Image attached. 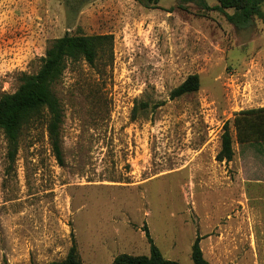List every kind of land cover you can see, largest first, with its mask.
Here are the masks:
<instances>
[{
	"label": "rangeland",
	"instance_id": "rangeland-1",
	"mask_svg": "<svg viewBox=\"0 0 264 264\" xmlns=\"http://www.w3.org/2000/svg\"><path fill=\"white\" fill-rule=\"evenodd\" d=\"M247 22L217 0H0V98L38 72L51 44L112 35V56L69 63L54 93L63 163L46 120L0 130V264H83L162 254L194 264H264V142L233 120L264 107V2ZM191 75L197 92L174 97ZM231 162L217 161L226 122Z\"/></svg>",
	"mask_w": 264,
	"mask_h": 264
},
{
	"label": "trees",
	"instance_id": "trees-1",
	"mask_svg": "<svg viewBox=\"0 0 264 264\" xmlns=\"http://www.w3.org/2000/svg\"><path fill=\"white\" fill-rule=\"evenodd\" d=\"M147 8H155L159 0H137ZM219 8L233 9L241 12L246 21H252L260 14L259 6L264 0H217ZM114 37L112 35H73L55 40L46 52L38 72L33 75L23 74L17 91L4 94L0 98V130L3 132L8 160L14 163L19 149V140L24 127L46 120L47 132L53 154L59 164L63 163L60 128L63 110L54 93V86L62 79L69 63L85 61L94 66L106 55L112 56ZM200 89V78L191 75L175 91L174 97L194 93ZM230 122H226L221 138V150L217 155L219 162H231L234 157V139L230 132ZM239 141L245 143L250 137L258 136L264 142V107L243 110L232 122ZM150 245L149 256H132L122 254L111 264H180L167 259L152 239L149 229L144 228ZM202 237L197 236L191 252L194 264H211L201 249ZM8 264V263H5ZM47 264H83L79 258L76 245L70 249L67 257L58 262Z\"/></svg>",
	"mask_w": 264,
	"mask_h": 264
}]
</instances>
